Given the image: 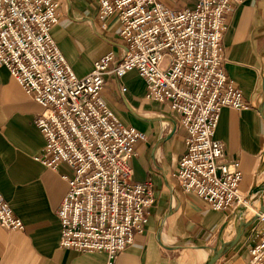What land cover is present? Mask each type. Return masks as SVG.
<instances>
[{
  "label": "built area",
  "instance_id": "2783aa9c",
  "mask_svg": "<svg viewBox=\"0 0 264 264\" xmlns=\"http://www.w3.org/2000/svg\"><path fill=\"white\" fill-rule=\"evenodd\" d=\"M242 1L196 0L174 10L162 0H99L102 27L116 15L124 45L80 77L52 35L59 0H0V66L43 108L36 124L46 143L36 159L73 170L72 177L64 175L69 189L56 212L63 248L105 252L107 264H114L144 231L156 200L152 182L133 180L134 145L147 135L122 123L105 102L109 74L122 78L136 70L146 81L147 98L180 115L187 148L175 175L185 192L219 211L244 201L241 162L227 157L215 137L224 107H251L224 69L227 17ZM0 223L25 228L1 191ZM254 230L249 264H264V207L257 210Z\"/></svg>",
  "mask_w": 264,
  "mask_h": 264
},
{
  "label": "crops",
  "instance_id": "0c3cea01",
  "mask_svg": "<svg viewBox=\"0 0 264 264\" xmlns=\"http://www.w3.org/2000/svg\"><path fill=\"white\" fill-rule=\"evenodd\" d=\"M59 1L60 20L52 35L78 76L89 74L101 56L111 51L119 55L124 43L116 15L103 28L99 0ZM162 1L174 10L196 2ZM227 22L222 40L224 69L251 107H224L215 137L224 143L227 157L239 158L240 190L249 193L264 179V118L254 105L264 108V96L259 97L264 89V0L234 5ZM122 87L127 90L123 92ZM146 93V81L136 70L122 78L105 76L107 105L122 123L147 135L134 145L133 180L152 182L156 194L144 231L117 255L114 264H204L217 244L224 247L234 237L226 231L236 207L215 210L183 190L175 173L187 148V130L178 113ZM42 109L9 69L0 66V191L25 224L23 230H10L0 223V264H107L105 252L60 245L56 212L69 189L64 175L71 177L73 170L63 162L52 169L36 159L46 143L36 124ZM255 226L256 220L249 221L240 239L216 264H249L250 248L257 239Z\"/></svg>",
  "mask_w": 264,
  "mask_h": 264
},
{
  "label": "water",
  "instance_id": "95a60500",
  "mask_svg": "<svg viewBox=\"0 0 264 264\" xmlns=\"http://www.w3.org/2000/svg\"><path fill=\"white\" fill-rule=\"evenodd\" d=\"M262 96H264V89L260 93L259 97H262ZM254 105L256 108H258V110L261 112V114L264 118V108L256 105V103ZM175 126H176V122H175ZM261 190H264V182H261L259 184L255 183L253 188L251 189V191L248 193L246 203L242 204L239 208V210L242 208L241 225L238 228V230L236 231L234 237L224 247H221L220 244H217L215 246V251L211 254V256L208 258V260L204 264H216V262L220 259V257L222 255H224L230 248H232L236 244V242L240 239V237L243 235L244 231L246 230V228L248 227V224H249V221H248V205L250 202H252L254 200V198L256 197V194ZM225 226H226V224H225ZM224 227L222 228L220 234L222 233Z\"/></svg>",
  "mask_w": 264,
  "mask_h": 264
},
{
  "label": "rangeland",
  "instance_id": "374dc122",
  "mask_svg": "<svg viewBox=\"0 0 264 264\" xmlns=\"http://www.w3.org/2000/svg\"><path fill=\"white\" fill-rule=\"evenodd\" d=\"M263 167H264V164H263ZM263 167H262V169H263ZM72 176L73 175H71V177ZM262 177L263 176H261L260 178L262 179ZM261 182H264V179ZM244 194H245L244 201H246V199L248 197V193L243 192V195ZM243 202L238 204L236 206V208L234 209V211L231 213V217H230L231 218V222H230V225H229V227L227 228V231H226V233L230 237L234 236V234L238 230V226H236V219L239 220L242 217V213H239V208L243 204ZM249 204H250V206L248 207V221H253V220H256L258 208H263L264 207V193L261 196H259V197H255L254 200L252 202H250ZM251 233H252V230L250 229V232H248V236L251 235Z\"/></svg>",
  "mask_w": 264,
  "mask_h": 264
},
{
  "label": "bare ground",
  "instance_id": "6f19581e",
  "mask_svg": "<svg viewBox=\"0 0 264 264\" xmlns=\"http://www.w3.org/2000/svg\"><path fill=\"white\" fill-rule=\"evenodd\" d=\"M263 169H264V167H263ZM263 169H262V170H263ZM262 170H261V171H262ZM263 193H264V190L259 191V192L256 194V197L261 196ZM244 203H246V201H244L243 204H244ZM249 206H250V204L248 205V207H249ZM239 213H242V208L239 210ZM240 225H241V219H239V220L236 219V226H238V228H239Z\"/></svg>",
  "mask_w": 264,
  "mask_h": 264
}]
</instances>
